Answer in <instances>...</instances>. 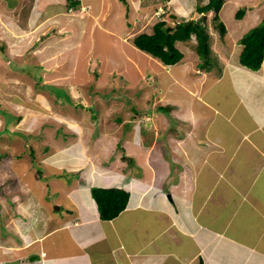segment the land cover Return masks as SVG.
Wrapping results in <instances>:
<instances>
[{
    "label": "rangeland",
    "instance_id": "rangeland-1",
    "mask_svg": "<svg viewBox=\"0 0 264 264\" xmlns=\"http://www.w3.org/2000/svg\"><path fill=\"white\" fill-rule=\"evenodd\" d=\"M128 1L82 0L88 6L71 12L67 0H0V200L6 210L21 206L33 222L45 220L67 207L75 209L83 192L90 199L92 180V186L105 180H111L110 187L125 189L127 184L134 200L149 189L136 185L148 173L138 168V154L130 161L124 157L125 139L135 134L132 121L123 125L117 140L106 139L108 127L113 137L121 131L125 116L154 119L163 113L155 100L162 79L170 75L165 68L172 65L136 47L132 37L151 32L159 19L173 24L172 13L180 20L198 18L196 6L204 0ZM239 8H245L241 18L235 15ZM211 13L204 15L212 34L206 60L235 65L240 35L264 20V0H226L220 12L227 26L224 37L211 24ZM176 45L184 52L180 63L187 58L195 64L205 61L195 38ZM161 122L159 141L168 144L179 124ZM142 126L147 130L148 122ZM163 151L175 176L180 163L168 149ZM103 167L111 172H101ZM173 181L167 179L157 190L150 187V193H160L161 208L171 202ZM184 198L190 202L194 197L187 193Z\"/></svg>",
    "mask_w": 264,
    "mask_h": 264
},
{
    "label": "crops",
    "instance_id": "crops-1",
    "mask_svg": "<svg viewBox=\"0 0 264 264\" xmlns=\"http://www.w3.org/2000/svg\"><path fill=\"white\" fill-rule=\"evenodd\" d=\"M81 5L88 6L82 0ZM240 51L235 65L220 58L217 72L189 58L165 68L170 75L162 79L155 102L169 108L170 116L165 109L154 119L125 116L114 137L108 127L106 139L115 141L132 121L135 134L125 139L124 157L130 161L138 154V168L148 172L136 181L149 187L141 188L137 200L125 184L129 202L117 217L100 218L93 180L90 199L83 192L75 209L45 220L33 222L26 208L6 210L0 200V264H201L202 259L205 264H264V61L251 70L239 63ZM161 120L179 124L168 144L159 141ZM165 148L180 163L175 176ZM120 156L116 159L122 162ZM172 177L171 202L164 209L156 190ZM110 182L97 186L110 187ZM150 187L156 190L150 193ZM187 193L194 197L190 202Z\"/></svg>",
    "mask_w": 264,
    "mask_h": 264
},
{
    "label": "trees",
    "instance_id": "trees-1",
    "mask_svg": "<svg viewBox=\"0 0 264 264\" xmlns=\"http://www.w3.org/2000/svg\"><path fill=\"white\" fill-rule=\"evenodd\" d=\"M128 3V0H122ZM226 0H204L196 6L199 17L196 19H182L176 14H170L173 19L170 24L167 19H159L152 26L151 32H140L132 37L133 44L146 53L156 57L165 65H175L184 58V52L176 45L177 41L188 42L192 38L196 40V51L205 59L198 63L206 71H221L217 63L206 60L210 56L211 33L205 14L211 13V24L219 32L221 37L227 33V26L221 18L220 12ZM67 9L80 10L81 0H67ZM159 6H155L158 9ZM245 8L236 11V17L241 18L245 14ZM170 27V29H169ZM242 44L239 53V63L251 70L260 69L264 61V20L244 33L240 38ZM165 109L166 107H161ZM166 110V109H165ZM91 194L97 203L101 219L111 220L117 217L128 205L130 193L121 187H91ZM201 264H205L201 260Z\"/></svg>",
    "mask_w": 264,
    "mask_h": 264
},
{
    "label": "bare ground",
    "instance_id": "bare-ground-1",
    "mask_svg": "<svg viewBox=\"0 0 264 264\" xmlns=\"http://www.w3.org/2000/svg\"><path fill=\"white\" fill-rule=\"evenodd\" d=\"M238 122V121H237ZM225 131V130H224ZM201 206V205H200Z\"/></svg>",
    "mask_w": 264,
    "mask_h": 264
}]
</instances>
